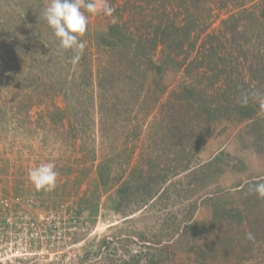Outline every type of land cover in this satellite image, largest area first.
<instances>
[{
	"label": "trees",
	"instance_id": "trees-1",
	"mask_svg": "<svg viewBox=\"0 0 264 264\" xmlns=\"http://www.w3.org/2000/svg\"><path fill=\"white\" fill-rule=\"evenodd\" d=\"M107 3L115 12L112 17L103 15L105 31L85 33L103 52L96 67L86 60L85 52L73 62L78 52L63 50L72 73L66 78L50 75L45 69L56 68V63L42 58L38 62L43 67L37 71L17 74L27 80V88H14L12 98L37 106L46 98L63 96L70 109L63 111L67 124L73 129L72 137H77L82 125L77 123L81 120L76 104L89 100L96 85L101 139L96 186L109 190L115 185L118 201L130 198L119 205H132L130 214L144 208L146 216L158 207L161 213L151 228L153 235L157 226L162 233L145 245L149 264L168 263L176 257V247L193 254L198 264H264V198L252 191L254 183L264 182V174L239 181L235 191L242 193L248 186L244 201L227 207L222 201L226 193L215 183L243 161L224 152L207 161L198 157L211 126L221 120L242 122L244 148L264 155V109L260 107L264 102V0ZM169 70L182 73L186 81L170 88L164 81ZM244 93L246 106L240 103ZM130 134L136 139L126 142L128 154H118L117 139ZM81 156L85 165L86 154ZM175 177L177 182L172 184ZM172 193L177 204L192 199L189 206L183 203L176 212L170 211L175 201H169ZM204 200L211 207V217L197 221L195 211ZM248 233L253 239L247 238ZM137 254L131 257L135 264H139Z\"/></svg>",
	"mask_w": 264,
	"mask_h": 264
},
{
	"label": "rangeland",
	"instance_id": "rangeland-1",
	"mask_svg": "<svg viewBox=\"0 0 264 264\" xmlns=\"http://www.w3.org/2000/svg\"><path fill=\"white\" fill-rule=\"evenodd\" d=\"M48 3L49 0H0V115L5 112V116H0V199L10 205L8 216L0 213V227L13 231L20 226L21 220L23 223L30 220L41 230L42 236L36 239L39 248L28 249L22 256L23 262L19 263V259L15 264H135L131 257L136 253L139 254V264H149L145 258V245L158 240L162 233L157 226L154 231L159 236L156 238L151 228L161 213L158 207L147 212L146 216L144 208L130 214L132 205L128 208L119 206L128 199L131 201L130 198L118 201L115 185L109 190L96 186L95 165L101 144L96 85H92L94 95L89 100L82 99L76 104L75 110L81 120L77 123L82 125V133L77 137H72L73 129L67 124L68 115L63 111L68 107L63 96L46 98L37 106H30L31 101L12 98L14 88H27V80H20L17 74L20 71H37L38 67H43L38 62L42 58L51 65L56 63L57 67L53 69H45L44 66L50 75L58 73L66 78V74L72 73L68 58L62 52L64 49L60 48L53 30L43 18L42 13ZM105 21L101 13L89 14L88 29L104 32ZM218 22L213 24L212 29L217 27ZM81 39L86 45L83 50L86 60L96 67L103 54L101 48L88 41L90 38L86 34ZM69 52L74 54L78 51L73 49ZM78 54L81 56L82 53ZM77 69L80 73L81 70ZM185 79L182 73L169 70L164 81L174 88ZM67 94L70 95V92ZM244 131V124L236 120L216 122L198 153L200 161L212 159L220 152L237 156L243 161L244 164L228 168L229 171L215 183V187L219 185L226 193L222 195V201L227 207H235L244 201L248 186L242 189V193L235 191L239 181L245 183L249 178L264 174V155L244 148ZM134 139L133 134L117 139L118 154H128L130 144L126 142ZM138 151H135L136 155ZM83 153L86 154L83 158L85 165H81ZM223 162L227 165L228 161L224 158ZM45 163H52L58 172L56 187L50 191L36 189L28 175L31 169ZM117 171H120L118 167ZM176 179L171 181L172 184H176ZM213 187L211 189H215ZM171 200L175 201L169 205V210L176 212L183 203H188L187 208L192 199L177 204V198L172 193ZM21 208L28 218H19ZM210 217L211 207L204 200L195 211L194 219L201 221ZM22 230L28 232V227L22 226ZM164 236L169 239V235ZM176 248V257L168 263L158 264H198L193 254Z\"/></svg>",
	"mask_w": 264,
	"mask_h": 264
},
{
	"label": "clouds",
	"instance_id": "clouds-1",
	"mask_svg": "<svg viewBox=\"0 0 264 264\" xmlns=\"http://www.w3.org/2000/svg\"><path fill=\"white\" fill-rule=\"evenodd\" d=\"M83 9V10H82ZM88 14H100L112 17L115 8L107 3V0H49L43 10V18L53 30L59 41L60 48L64 50H76L82 53L85 42L81 39L88 29ZM79 59V55L73 58V62ZM242 106L248 104V94H242L240 101ZM264 109V102L260 105ZM29 179L36 189L50 191L56 187L58 172L52 163L42 164L29 171ZM259 197L264 198V182H256L252 185ZM248 239H253L252 234H247Z\"/></svg>",
	"mask_w": 264,
	"mask_h": 264
},
{
	"label": "built area",
	"instance_id": "built-area-1",
	"mask_svg": "<svg viewBox=\"0 0 264 264\" xmlns=\"http://www.w3.org/2000/svg\"><path fill=\"white\" fill-rule=\"evenodd\" d=\"M30 199L35 203L33 198ZM9 211V203L4 199H0V213L8 216ZM24 212V209L21 208L19 218H28L27 213ZM14 216L16 217V215ZM22 226L28 227V232H23ZM4 228L8 227L4 226ZM38 236H42L41 230L30 220L24 223L21 220L20 226L13 229V231L0 227V264H15L17 261L19 262V259H21L19 263H22V258H24L22 256L28 249L39 248V242L36 241Z\"/></svg>",
	"mask_w": 264,
	"mask_h": 264
}]
</instances>
